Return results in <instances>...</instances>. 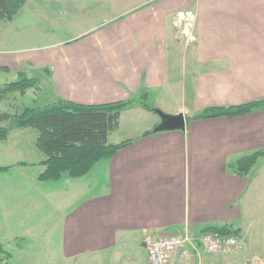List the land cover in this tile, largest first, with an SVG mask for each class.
Segmentation results:
<instances>
[{"label": "crops", "instance_id": "1", "mask_svg": "<svg viewBox=\"0 0 264 264\" xmlns=\"http://www.w3.org/2000/svg\"><path fill=\"white\" fill-rule=\"evenodd\" d=\"M20 12L36 28L42 22L69 35L39 47L49 37L37 28L23 40L39 42L25 56L0 57V71L27 76L32 69L45 105L132 101L108 138L131 143L84 177L53 182L81 191L61 200L66 209L53 231L60 258L140 264L145 237L184 229L198 236L227 225L242 251L199 247L183 262L264 264V160L244 177L230 168L264 151V107L192 119L206 108L264 102V0H26ZM184 13L194 17L188 39L174 26ZM142 92L149 109L138 102ZM154 110L182 115L184 130L153 132L160 124Z\"/></svg>", "mask_w": 264, "mask_h": 264}, {"label": "rangeland", "instance_id": "2", "mask_svg": "<svg viewBox=\"0 0 264 264\" xmlns=\"http://www.w3.org/2000/svg\"><path fill=\"white\" fill-rule=\"evenodd\" d=\"M28 17V14L20 12L12 21H0V57L12 53V56L17 57L27 55L26 49L39 41L31 45L23 38L26 34L32 35L37 28L49 37L40 42L39 47L48 46L55 38L69 35L64 30L45 26L42 22L36 28L35 18H32L33 24L30 25ZM56 20L61 21L63 18ZM49 35L54 36V39L51 40ZM33 36L36 38L37 34ZM30 71L35 73L32 69ZM32 73L26 77H39ZM18 80V75L0 71V84ZM38 94L35 90H28L23 96L9 94L0 101V114L13 116L24 108L47 104L48 98L41 102L43 100H38ZM8 124L9 121L0 120V127ZM44 159L45 155L35 146V133L30 128H12L7 138L0 140V168H6L0 170V244L9 255L6 264H72L60 258L56 246L59 243L54 242L56 233L53 234V231L60 227L61 212L66 209L65 206L62 208L61 200L81 191L70 188L69 183L63 180L61 183L38 181L37 177L43 171L40 162ZM139 252L140 264H149L144 259V248H140Z\"/></svg>", "mask_w": 264, "mask_h": 264}, {"label": "trees", "instance_id": "3", "mask_svg": "<svg viewBox=\"0 0 264 264\" xmlns=\"http://www.w3.org/2000/svg\"><path fill=\"white\" fill-rule=\"evenodd\" d=\"M26 0H0V21H11L21 10ZM40 79L27 78L19 74V80L0 84V101L9 94L23 96L28 90L38 89ZM146 93L142 92L139 104L149 109L145 103ZM132 101H121L99 105H82L64 100H56L48 105L24 108L19 114H0V120L9 121L0 127V140L9 135L12 128H30L35 133V146L42 151L45 159L40 162L43 171L38 175L40 182H55L63 177L80 179L100 160L111 158L119 149L131 143H108L109 136L117 131L121 111ZM264 107V102H254L231 107L206 108L194 116L193 120H211L236 117ZM150 133H145L146 136ZM264 160V151H256L237 159L230 168L234 174L244 177ZM6 170V168H0ZM203 233L215 236L237 235L231 226L207 227ZM9 255L0 244V264H6Z\"/></svg>", "mask_w": 264, "mask_h": 264}, {"label": "built area", "instance_id": "4", "mask_svg": "<svg viewBox=\"0 0 264 264\" xmlns=\"http://www.w3.org/2000/svg\"><path fill=\"white\" fill-rule=\"evenodd\" d=\"M194 17L188 13L179 15L174 26L178 30L177 37L188 39ZM149 264H185L183 262L191 252L203 248L209 253L240 252L243 250V241L238 235L215 236L201 233L190 236L184 229L181 234L163 236L157 239L145 237L142 241Z\"/></svg>", "mask_w": 264, "mask_h": 264}, {"label": "water", "instance_id": "5", "mask_svg": "<svg viewBox=\"0 0 264 264\" xmlns=\"http://www.w3.org/2000/svg\"><path fill=\"white\" fill-rule=\"evenodd\" d=\"M155 114L160 118V124L153 130V132L184 130V119L182 115L170 116L159 110H154Z\"/></svg>", "mask_w": 264, "mask_h": 264}]
</instances>
